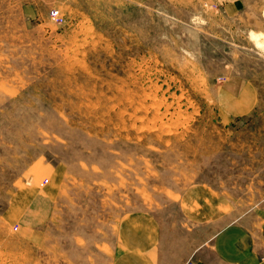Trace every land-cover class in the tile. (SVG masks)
Wrapping results in <instances>:
<instances>
[{
  "label": "rangeland",
  "instance_id": "rangeland-1",
  "mask_svg": "<svg viewBox=\"0 0 264 264\" xmlns=\"http://www.w3.org/2000/svg\"><path fill=\"white\" fill-rule=\"evenodd\" d=\"M252 32L264 0H0V264H110L128 219L205 236L264 203ZM231 79L255 103L225 118Z\"/></svg>",
  "mask_w": 264,
  "mask_h": 264
},
{
  "label": "crops",
  "instance_id": "crops-1",
  "mask_svg": "<svg viewBox=\"0 0 264 264\" xmlns=\"http://www.w3.org/2000/svg\"><path fill=\"white\" fill-rule=\"evenodd\" d=\"M249 86L240 79L227 82L219 95L220 109L225 118L248 113L255 103L248 96ZM36 193L28 209L20 215L26 220L27 230L35 231L40 207L30 205L40 201ZM38 204V203H37ZM192 229L186 232H163L160 223L144 217L141 221L128 219L123 226L119 241L114 248L110 264H264V203L241 213L232 223L221 227L212 235L202 236L199 230L198 213L186 217ZM142 223V225L140 224ZM195 228V229H194ZM99 264L105 263V256ZM84 258H82L81 264Z\"/></svg>",
  "mask_w": 264,
  "mask_h": 264
},
{
  "label": "bare ground",
  "instance_id": "bare-ground-1",
  "mask_svg": "<svg viewBox=\"0 0 264 264\" xmlns=\"http://www.w3.org/2000/svg\"><path fill=\"white\" fill-rule=\"evenodd\" d=\"M250 36H251V39L255 41L258 48L264 51V34H258V33L252 32Z\"/></svg>",
  "mask_w": 264,
  "mask_h": 264
}]
</instances>
